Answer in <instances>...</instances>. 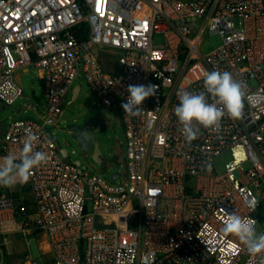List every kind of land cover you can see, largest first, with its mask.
<instances>
[{"label":"built area","instance_id":"built-area-1","mask_svg":"<svg viewBox=\"0 0 264 264\" xmlns=\"http://www.w3.org/2000/svg\"><path fill=\"white\" fill-rule=\"evenodd\" d=\"M216 34L222 45L203 55L204 38ZM30 66L42 71L44 124H6L0 157L19 153L30 129L48 163L16 184L32 193L33 210L0 186V264L19 233L43 234L54 264H264V251L250 254L221 231L235 212L264 233V0H0L1 101L22 97L15 72ZM213 70L244 82L242 112L218 131L201 128L189 144L176 92L202 91ZM82 75L126 130L125 174L116 182L81 172L49 129L59 127ZM140 84L156 85L155 95L141 115L126 117L127 87ZM228 151L217 173L213 161Z\"/></svg>","mask_w":264,"mask_h":264},{"label":"rangeland","instance_id":"rangeland-1","mask_svg":"<svg viewBox=\"0 0 264 264\" xmlns=\"http://www.w3.org/2000/svg\"><path fill=\"white\" fill-rule=\"evenodd\" d=\"M155 43L165 42L163 34L155 35ZM222 45L220 35H207L200 51L203 55L214 52ZM15 80L22 86L23 95L18 98L9 108L0 114V119L5 124L28 119L44 124L46 112V98L43 89V77L40 68L35 66L18 69L15 72ZM81 87L76 101L72 102L73 90ZM29 103V106H26ZM92 116H102L106 122V130H97V141L103 155V162H97L93 158L94 146L89 153H85L72 133L67 130L70 126H83ZM52 136L61 148L69 151L71 162L80 161V170L87 175L97 174L106 180H112L115 172L113 165H119V173L125 174L123 155L127 147L126 130L122 123L120 113L117 109L109 110L103 103L101 97L90 86L84 75L78 77L68 94L62 107L59 127H51ZM231 152H225L215 157L213 165L217 173L225 171L226 164L231 160ZM249 167V165H245ZM30 202V208H34V201L30 195L24 196ZM8 245L3 249V264H25L27 259H35L38 264H54L53 258L42 250L44 235L37 234H13L9 238ZM44 247V246H43Z\"/></svg>","mask_w":264,"mask_h":264},{"label":"clouds","instance_id":"clouds-1","mask_svg":"<svg viewBox=\"0 0 264 264\" xmlns=\"http://www.w3.org/2000/svg\"><path fill=\"white\" fill-rule=\"evenodd\" d=\"M156 85H129L128 97L122 107L127 116H139L142 103L155 95ZM246 85L237 81L228 71H206L202 91H189L180 88L176 92L179 103L174 114L180 131L187 143L198 138L200 129L219 130L225 117L238 119L243 108ZM39 136L28 130L23 147L19 153H9L0 157V186L14 187L17 183H26L32 171L48 163V156L43 151H36L35 144ZM210 170V167H209ZM254 199L247 200L249 209L256 206ZM221 231L237 238L250 254L264 251V233L258 234L255 222L238 213H231Z\"/></svg>","mask_w":264,"mask_h":264},{"label":"water","instance_id":"water-1","mask_svg":"<svg viewBox=\"0 0 264 264\" xmlns=\"http://www.w3.org/2000/svg\"><path fill=\"white\" fill-rule=\"evenodd\" d=\"M81 91V87H76L73 90L72 102L76 101L79 93ZM29 103H26V106H29ZM10 105L4 103L0 100V114L5 109L9 108ZM102 116H92L89 120H87L83 126H70L67 128L69 132L72 133V136L75 140L78 141L79 146L85 153H89L91 151L92 146H94L93 150V158L97 162H103V155L99 148V143L97 141V130L100 128L101 131H105L107 128V124ZM6 128V124L0 119V137L3 135V132ZM62 154L65 158H69V151L66 148H62ZM77 166H81L80 161L74 162ZM115 172L112 175V181L116 182L117 178L121 177L119 173V165H113ZM82 172V171H81Z\"/></svg>","mask_w":264,"mask_h":264},{"label":"crops","instance_id":"crops-1","mask_svg":"<svg viewBox=\"0 0 264 264\" xmlns=\"http://www.w3.org/2000/svg\"><path fill=\"white\" fill-rule=\"evenodd\" d=\"M13 189L18 192V194L22 195L23 197L26 196V195H30L32 197V200L34 201V197L32 195V193H30L29 191H25L21 185H15L13 187ZM25 198V197H24ZM26 199V198H25ZM27 200V199H26ZM28 204H30V202L27 200ZM48 253V252H47ZM51 257V259L53 258L52 257V254L48 253Z\"/></svg>","mask_w":264,"mask_h":264}]
</instances>
